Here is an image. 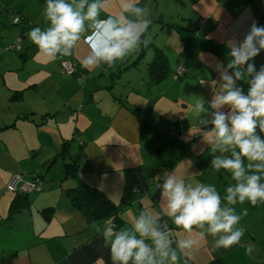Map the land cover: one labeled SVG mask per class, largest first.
Returning a JSON list of instances; mask_svg holds the SVG:
<instances>
[{
  "label": "crops",
  "instance_id": "0c3cea01",
  "mask_svg": "<svg viewBox=\"0 0 264 264\" xmlns=\"http://www.w3.org/2000/svg\"><path fill=\"white\" fill-rule=\"evenodd\" d=\"M125 1L138 7H147L149 15L143 17L144 19H156L160 14V0ZM172 1H176L175 8L186 7L187 11L184 12V16H177L179 15L178 12H176V15H169L167 22L173 26L172 28L162 24V27L170 28L174 34L171 41L168 39L164 41L174 49L172 51L177 52V63L183 65L184 73L186 74L188 71L192 73V79L186 82L191 91L186 95V98L191 101L198 96L197 91L192 86L195 76L190 65H193V59H199L200 63H204L209 58L216 59L220 69L222 71L227 70V74L234 77L235 70L228 68V61L231 58L229 56L230 49L233 46L239 47L242 44L253 22L256 23L257 27H264V0ZM165 2H170V0H165ZM167 5L168 3L165 4L166 7ZM133 17L134 22H138V18L134 14ZM191 17L196 20V23L199 19L205 20V25L202 27L203 31L198 35L196 33L199 27L197 24L191 23ZM22 19L26 22L18 28V34L22 32L23 37H25L26 33L29 32V25L34 24L27 16L24 17L23 15ZM154 24L141 37L142 41L151 38L154 30L158 29ZM22 26L26 27L21 28ZM194 26L197 30L195 33L191 30ZM183 34L185 35L183 36ZM194 37L204 39L203 43L208 45L210 49L207 51L208 56H201V52L192 53L190 47L187 51V47ZM81 40L84 41L83 38ZM84 43L82 42L80 45V48L83 49L81 53H77V46L72 51L70 61L76 63L79 75L69 74L71 75L70 78L78 80L93 79L94 87L104 81V84L99 86L98 89H105L106 94L98 95L95 88H90L89 94L81 95L75 104H72L68 98L56 101L55 97L47 98L44 105L36 103L35 98L28 91L39 90V84L36 82H42V78L47 74L30 73L29 70H25L24 65L15 66V64H12L13 66H7L4 65V61L1 59L0 73L3 74L4 88L0 93V102L4 101L6 106L13 108L9 114L0 115V124H3V126H0L2 128L0 130H5L4 133L7 134L6 137L1 139L4 141L5 138L9 139L6 142V149L9 152L7 154L8 164H4L6 169L0 166V264H112L109 246L105 245L103 224L100 221L88 224L85 218L72 206L69 197L65 193L66 189L80 184L95 186L101 189L112 201L117 204L120 203L119 219H121V222L115 228V231L121 229L131 230L141 213H144L146 219L150 218L155 221L156 228L171 240V248L176 250L179 257L177 264H183V257L187 258L191 264H262L264 251L258 241L261 239L264 242V203H258L255 207L248 202L237 204L235 206L237 214L247 209V215L237 225V227L245 228L241 243L227 251L223 248L216 250L215 240L219 238V234L216 237L211 236L207 232V225L204 229L194 227L191 233L186 232L178 228L173 223V219L167 214L166 200L161 194L157 203L162 209V213L156 207L157 205H154L152 197L149 196L152 189L145 192L140 190L138 186L135 189L126 187L128 180L132 182L131 170L133 169L144 173L137 178L154 175V171L152 172L153 159H149L147 162L143 161V156L150 151L143 154L141 148L131 149L129 156L124 154L123 162L114 166V162L108 156L105 157L102 154L101 146H114L116 145L115 142H109L107 138L97 142L95 136H89L86 133V128L89 123H94L99 118H104V121L107 122L112 117L121 118V128H132V131L134 127L138 126V122L149 125L148 120L150 118L143 119L138 114L135 116L130 106H137L138 99L141 101V98L146 95V89L151 90L152 84H158L167 78L171 67L160 81L151 82L147 71L148 64L153 60L155 52L149 44L147 48L141 45L140 51L143 53L139 51L127 55L123 61H118L111 68L106 64H102L101 67L83 68L80 62L90 54L87 44L84 45ZM151 43L155 45L153 40H151ZM166 44L163 43V45ZM12 45L13 43L9 44V46ZM25 47H28V45ZM2 54V57L5 55L13 60L16 58L7 49H2ZM67 59L69 58L67 57ZM139 63L141 64L139 65ZM248 63L254 64L255 72L259 73L261 67L264 66V51H261L254 60H250ZM9 67L17 68L20 73L12 72ZM119 67H121L120 72ZM244 67L246 69L247 65ZM217 71V68H215L214 73H217ZM116 72L118 76L114 75ZM102 75L105 78L99 80ZM87 76L88 78H86ZM248 79H251V77H248ZM177 80L174 78L167 83L168 91L180 89V83ZM94 84L90 87H93ZM107 86H110V89ZM237 87H242L246 95L249 84L247 81H240ZM217 88L218 86L214 88V93ZM167 97L170 100L173 99L169 95ZM152 99L156 102L158 97L153 94ZM162 103L170 107H167L166 111L159 115L168 117L170 123H173V129L176 125L186 122L192 113L202 115L208 111L212 113L215 111L207 108L202 113L197 112V108L192 107L186 101L178 106L168 101H162ZM77 105H80L81 108L78 113H74ZM171 107L174 109L175 114L169 113ZM225 107L219 109L223 114H227V110H224ZM59 114H63L66 118L62 119L58 116ZM24 116L27 117L23 118ZM155 116L157 115L152 117ZM115 126L120 129L119 123H116ZM123 134L130 139V144L136 143L133 142V139L136 138L135 131L130 133L124 131ZM257 135L264 139V132H260L258 129ZM67 139L71 141L69 149L65 151L62 150L60 145ZM169 143L177 145L181 155L174 167L165 170L166 176L171 174L173 170H177L178 166L185 160L183 156L191 151L189 149L190 142L178 141L174 130L169 132L158 147H163ZM230 150L231 147H229V151L221 152L220 157H231ZM215 157L219 156L216 155L210 159L204 158V165L211 163ZM65 162H72L77 166L78 172L74 177L64 178ZM135 163H137L136 166H133ZM248 163L245 160V165ZM252 163L259 162L253 161ZM211 168L214 169L212 166ZM34 171L40 174L42 190L27 193L25 196L27 203L8 218L9 205L16 192L6 189V182L11 175L15 174H21L23 179L29 180ZM185 171L184 169L181 170L178 175L183 177L184 182L188 184ZM223 171L225 170L220 169L216 174L214 173L216 171L211 170V177H214L216 181L219 178V183H211V179H209L205 170L193 173V176L199 184H211L221 194L228 186H233L236 183L232 179L235 183L228 184L230 181L224 179L225 174ZM248 171L250 174L254 169ZM126 172H130V176H127ZM107 173L110 175L103 177V174ZM227 174L228 177L232 178L230 173L227 172ZM256 174L261 176L260 182L264 183V172ZM11 179L10 177L7 184ZM115 181L116 190L112 191L111 188ZM140 182L142 181L140 180ZM163 182H161V186ZM133 184L136 185V181ZM223 197L221 194V198ZM147 200H150V204L155 207V211L152 210L150 214L147 209L152 207L149 206ZM46 208H53V215L48 222H45L40 214ZM253 227L257 229L253 230ZM187 239L195 240L197 244L191 249H179L177 247L178 242ZM146 242L151 244L150 239H147ZM259 259L260 261H258ZM129 264H131V261ZM164 264H171V261L166 260Z\"/></svg>",
  "mask_w": 264,
  "mask_h": 264
},
{
  "label": "clouds",
  "instance_id": "9594fccd",
  "mask_svg": "<svg viewBox=\"0 0 264 264\" xmlns=\"http://www.w3.org/2000/svg\"><path fill=\"white\" fill-rule=\"evenodd\" d=\"M103 8L102 0L91 3L89 0H46L44 22L48 26L31 29L28 39L36 45L39 54L55 59L58 54L71 56L83 38L90 50L80 62L83 68L101 67L102 64L111 68L127 55L138 53L141 45L148 47L151 38L141 41L152 24L151 19L143 18L149 15L147 7L125 5L124 11L138 18V22L127 23L111 16L99 18ZM261 51H264V27H257L253 22L242 44L231 47L229 52L228 68L235 70V79L224 70V83L210 105L215 110L210 123L218 150L239 149L233 150L231 157H215L211 161L215 170L224 169L236 182L225 189L223 202L215 186L203 183L189 186L174 174H169L161 186V196L166 200L167 214L173 223L189 233L194 227L204 229L207 225L211 236L219 234L215 240L216 250L227 251L240 245L245 233V228L237 225L247 215V209L237 214L236 208L229 205L248 202L255 207L264 203V183L256 174L264 172V139L257 135L258 123L260 132H264V66L256 73L254 64L248 63ZM236 80L247 81L246 95L242 87L235 86ZM225 106L229 109L227 115L219 111ZM195 107L201 113L205 111L202 102L198 101ZM245 160L249 162L247 165ZM253 161L259 163L253 164ZM252 169L254 171L249 174L248 170ZM104 240L109 246L112 264H129L130 261L131 264H164L166 260L177 264L179 260L176 250L171 248V240L156 228L155 221L146 219L144 213L136 219L131 230L107 228ZM195 244L197 241L187 239L178 242L177 247L191 249Z\"/></svg>",
  "mask_w": 264,
  "mask_h": 264
},
{
  "label": "rangeland",
  "instance_id": "374dc122",
  "mask_svg": "<svg viewBox=\"0 0 264 264\" xmlns=\"http://www.w3.org/2000/svg\"><path fill=\"white\" fill-rule=\"evenodd\" d=\"M91 3L92 0H89ZM104 3V8L100 13L101 19L107 18V16H111L113 18L120 19L122 23H125L126 21H134L133 20V13L131 12H125L124 7L125 5H128L125 0H102ZM168 3L167 7L165 4ZM176 1L170 0V2H165V0H160L159 2V16L158 18L154 19V23L151 24L149 30L153 27V24L158 27V29L154 30L152 33L151 40L154 41L155 45L151 46L154 49V52H156V47L163 50L165 53L168 64L170 68V73L167 78H165L163 81H161L158 84H152L151 90L146 89L145 91L146 95L141 98V101L138 99L137 106L132 105L130 106L131 110L136 114L140 115V117L150 118L148 120L149 125H145L142 122H138V126L134 127L136 138L133 139V144H130V139L124 135V131L126 132H133L132 128H121L122 120L121 118H110L109 121L105 122L104 118L97 119L94 123H89L86 128V133L89 136H95L97 138V142H100L103 139H108L109 142H115L116 145L110 146V145H104L101 146V152L105 157H109L111 161L114 162V166H117V164H121L123 162V155L127 154L129 156L131 149L135 148H141L143 151V154L151 151L152 149L158 147L161 145L162 140L169 134V132L174 130V133L176 135V139L178 141H183L185 143L190 142L189 149L191 151L187 152L184 157L185 160L182 161V163L178 166L177 170H173L171 174H174L177 179L184 180L183 177H181L179 172L181 170H186L185 174L187 176V181L189 186H195L199 184L195 177L193 176V173H196L198 171L205 170L208 174V177L211 183H219V178L216 181L214 177H211L210 173L211 170L216 171L214 173L218 174L219 171L211 168V163L209 162L207 165H204V158L210 159L216 155L220 157L221 151L218 150V145L216 144V138L214 137V132L212 131L213 125L210 123L211 120L214 118V113L211 111H208L207 113H204L202 115H199L197 113H192L189 119L179 125L175 126V129H173V123H170V119L168 117L160 116L159 114L166 111L167 106L162 101H168L171 104H174L176 106L181 105L183 102H187L189 105L194 107L196 103L202 102L204 104V109L211 108V102L214 100L215 95L219 94L221 90V86L224 83L222 80V71L220 69L219 63L216 59H208L207 61H204V63H200L199 59L196 58L193 59V65H190L193 68L195 79L193 81V88L197 91L198 96L193 98L191 101L186 98V95H188L191 91L187 85V81H190L191 78V72L188 71L186 74H177V52H174L172 47L168 46L165 39H168L171 41V37L174 35L170 28L173 26L167 22V19L169 18V15L175 14L178 12L179 15L177 16H184V12L187 11L186 7H176L175 8ZM46 7V0H0V62L4 61V65L7 66H13L12 64H15V66H21L24 65L25 70H29L30 73L35 74H47L44 78H42V82L38 81L39 90H29L28 93L32 95L35 98L36 103H41L42 105L46 104L47 98H56V101H59L63 98H68L72 104H75L77 102V99L81 97L83 94H89L90 88H95L96 93L98 95H103L105 93V89H98L99 86L104 84V81H101V83H98L97 87H94V80L89 79L88 76L86 80L81 79H72L70 78L71 75L66 74L62 72V69L59 67V62L61 60L64 61H70V56H64L60 57L59 54L57 58L53 59L50 57H45L42 53L39 54L38 48L36 45H34L29 39L27 34L30 32L31 29L35 27H41L42 29L46 28L48 24L44 22V10ZM5 8V9H4ZM4 9V10H2ZM12 10L14 12H18V14L22 13V16H27L29 19L32 20L34 25H29V32L26 33L25 37H21L19 43L23 49L27 52V58L25 60H21L19 51H14L13 49H10L7 47L9 44L17 43V38L19 37V27L24 24L25 22H19V24H12L14 15L11 14ZM190 18V17H187ZM192 24H198L196 23V20L191 17L190 19ZM162 24H166L168 27L163 26ZM26 27L22 26L21 28ZM204 27V26H202ZM201 25L198 28V31L195 30V26L191 29L194 33L197 31L196 35L200 34V32L203 31ZM174 29L177 31V29L174 27ZM148 30V31H149ZM185 34H183L184 36ZM180 38V35H179ZM204 39L199 38H192L191 44L187 47H190V51L192 53L195 52H201L200 55H206L208 56V45L203 43ZM84 43V41L81 40V43ZM80 42H78L77 46V53L83 51L82 48H80L81 45ZM166 44V45H163ZM28 45V47H25ZM85 45V43H84ZM161 45V46H160ZM75 46V47H76ZM2 49L9 50L12 52L16 58L13 60L9 56H3L2 57ZM76 50V49H75ZM73 51V50H72ZM67 57L69 59H67ZM2 59V61H1ZM142 61V59H141ZM140 61V62H141ZM70 63H73L70 61ZM141 63H139L140 65ZM12 72L14 73H20L17 68L9 67ZM217 68V73H214V69ZM84 75V73H82ZM72 75H79V72L76 71L75 73H72ZM90 77V76H89ZM216 77V78H215ZM105 78V76H100L99 80ZM178 79L177 81L180 83V89L176 90H170L168 91L167 83L172 81L173 79ZM235 79V77H233ZM3 74L0 73V93L3 86ZM218 81V83H216ZM99 82V81H98ZM240 83V80H237V83L235 81V86ZM92 84L93 87H90ZM218 86L216 92L214 93V88ZM106 94V93H105ZM104 94V95H105ZM153 94L158 97L156 102L152 99ZM86 95V97H87ZM169 95L173 99H169L167 97ZM69 96V97H68ZM85 97V98H86ZM85 100V99H84ZM13 107L6 106L4 101L0 102V115L5 116L9 114L12 111ZM81 108L80 105H77L76 111L74 113H78L79 109ZM224 110H227V114H229V110L227 107H225ZM199 112L198 110H196ZM169 113H174V109L171 107ZM226 114V115H227ZM36 115V114H35ZM153 115H157L155 117H152ZM37 116V115H36ZM35 116V117H36ZM62 119H65L66 117L63 116V114H59ZM116 123H119L118 129L115 125ZM0 126H3L1 123ZM42 126V125H41ZM43 127V126H42ZM40 130L42 128H39ZM257 129L259 130V123L257 125ZM5 130H0V166L3 169H6L4 164H8V157L7 154L9 152L6 149V142L9 140L8 138H5V141L1 138L6 137L7 134L4 133ZM3 132V133H2ZM213 136V137H212ZM7 139V140H6ZM239 151L238 148L230 150L231 152ZM138 155V154H135ZM137 163H135L133 166H136ZM123 166V165H121ZM205 166V167H203ZM153 167V166H152ZM132 171V182L131 180H128L127 182V188H140L142 191L151 190L149 192V196L152 195V191L156 189V185L158 187L161 186V183H159L158 179H162L161 182L164 181V179L167 177L164 175L163 169L162 170H156L155 174L153 176H142L141 178H137L139 175H143L142 171L139 170H131ZM155 170H152V172ZM253 172V171H252ZM4 173V172H3ZM130 172H126L127 176H130ZM225 174L224 179L228 180V184H234L232 181V178L228 177V174L226 171H223ZM222 173V176H223ZM110 174H103V177H108ZM162 175L161 177H159ZM13 175L10 177L12 178ZM10 177L8 181L10 180ZM159 177V178H158ZM158 178V179H157ZM31 179V178H30ZM136 179V180H135ZM25 180V179H23ZM140 180L142 182H140ZM7 181V182H8ZM134 181H136V185L133 184ZM6 182V185H7ZM7 189V188H6ZM112 191L116 190V181L113 183ZM8 191V190H7ZM38 192V191H37ZM14 193V192H11ZM223 196L226 195L225 190L221 192ZM222 201L224 199L221 198ZM149 203V206L152 208L147 209L149 211V214L152 210L155 211V207H153L152 204H150V200H147ZM154 203V202H153ZM155 204V203H154ZM230 207H235L229 205ZM257 228L253 227V230ZM260 243V247L264 251V242L260 239L258 241ZM260 261V259L258 260ZM264 264V261L262 262Z\"/></svg>",
  "mask_w": 264,
  "mask_h": 264
},
{
  "label": "trees",
  "instance_id": "16d2710c",
  "mask_svg": "<svg viewBox=\"0 0 264 264\" xmlns=\"http://www.w3.org/2000/svg\"><path fill=\"white\" fill-rule=\"evenodd\" d=\"M11 14L14 15V18H17L16 22H12V24H19V22H26L22 19V15L18 14V12H14L11 9ZM151 19V18H148ZM23 20V21H22ZM152 23L156 22L154 19H151ZM200 27V26H198ZM23 37V33L20 32L19 37L17 38V43H13L12 46L7 47L10 49H13L14 51H19L23 49L21 44L19 43L20 38ZM142 39V38H141ZM142 41V40H141ZM18 45V48L16 47ZM22 51V50H21ZM142 52V51H140ZM143 53V52H142ZM21 60H25L27 58V52L23 50L20 53ZM66 61L60 62V68L62 69V72H64L62 64ZM74 70L71 73L66 74H72L77 71V65L74 63ZM133 65V64H130ZM119 71H121V67H119ZM169 72V65H168V59L163 52L162 49L156 47V52L154 54L153 60L148 64V76L151 82H157L160 81L164 76L165 73ZM65 73V72H64ZM115 76H118V73L114 74ZM108 89H110V86H107ZM27 116H24L25 118ZM2 129V128H0ZM71 140H68L63 142L60 146H62V150L67 151L69 149V143ZM82 144V142H80ZM174 144V143H173ZM181 155L180 150L178 149L177 145H172L171 143L164 145L163 147H157L150 151L149 153L145 154L143 156V161L147 162L149 159H153V170L154 174L156 170H162L163 174L166 175L165 170H170L171 167H174L175 164L179 161V156ZM64 171L66 177H74L78 170L77 166L72 162H65L64 163ZM21 175V174H20ZM40 174L37 171L32 172L30 175V178H35V181H39L40 184V190H42V181L40 180ZM162 179H159V183H161ZM138 190V189H137ZM136 190V191H137ZM29 192H19L16 191L15 197L11 200V203L9 205V213L7 217H11L16 211L23 208L27 203V200L25 199V196ZM66 195L69 197L72 206L75 208V210L80 213L86 220L88 224L100 221L103 226L104 230L108 226H111L113 228V231H115V228L118 226V224L121 222V219H119V207L120 203L117 204L114 201H112L101 189L91 186L88 184H80L74 187H70L65 190ZM161 194V188L157 187L152 192V201L155 203L154 205L158 208L160 213H162V209H160L157 200ZM40 214L42 215L45 222H48L51 216L53 215V208L49 209H43ZM107 220V223H104V221ZM186 264H189L188 262Z\"/></svg>",
  "mask_w": 264,
  "mask_h": 264
},
{
  "label": "built area",
  "instance_id": "2783aa9c",
  "mask_svg": "<svg viewBox=\"0 0 264 264\" xmlns=\"http://www.w3.org/2000/svg\"><path fill=\"white\" fill-rule=\"evenodd\" d=\"M17 18L13 19V22H16ZM198 24L199 26L201 25L204 26L205 25V20L204 19H199L198 20ZM18 48V45L16 46ZM63 70L65 73H71L74 70V64L70 63V61H66L62 64ZM184 68L183 65L181 63H179L177 65V74H182L184 73ZM237 83V80H236ZM21 182V183H20ZM20 183V184H19ZM7 189L9 191H19V192H30V191H41L40 190V184L39 181H35V178H31L29 180H23L22 176L20 174H15L12 176L11 181L7 184ZM104 223H107V220L104 221ZM111 226H108L107 228H109ZM106 228V229H107ZM191 264L187 258L183 257V264L186 263Z\"/></svg>",
  "mask_w": 264,
  "mask_h": 264
},
{
  "label": "bare ground",
  "instance_id": "6f19581e",
  "mask_svg": "<svg viewBox=\"0 0 264 264\" xmlns=\"http://www.w3.org/2000/svg\"><path fill=\"white\" fill-rule=\"evenodd\" d=\"M120 72V71H119ZM117 73V72H116ZM130 89V88H129ZM119 96H121V95H119ZM120 101V100H119ZM126 103V102H125Z\"/></svg>",
  "mask_w": 264,
  "mask_h": 264
}]
</instances>
